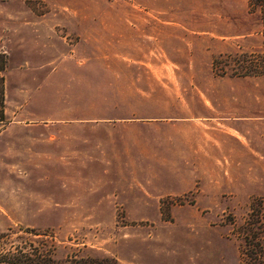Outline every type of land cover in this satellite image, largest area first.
Here are the masks:
<instances>
[{
  "label": "rangeland",
  "instance_id": "1",
  "mask_svg": "<svg viewBox=\"0 0 264 264\" xmlns=\"http://www.w3.org/2000/svg\"><path fill=\"white\" fill-rule=\"evenodd\" d=\"M7 13L0 254L250 264L264 245V0H7ZM39 31L45 53L23 41Z\"/></svg>",
  "mask_w": 264,
  "mask_h": 264
},
{
  "label": "trees",
  "instance_id": "2",
  "mask_svg": "<svg viewBox=\"0 0 264 264\" xmlns=\"http://www.w3.org/2000/svg\"><path fill=\"white\" fill-rule=\"evenodd\" d=\"M251 3L256 4V2H259V0H250ZM258 4V3H257ZM225 60H224V65H226L228 63L227 60H231L232 62L236 63L237 65L241 66L243 64V58L241 57H236L235 56H231V55H226L225 56ZM226 62V63H225ZM252 65H249L248 68H240L242 69V72L238 73V75L240 77L245 76L246 74H256L257 72V68H259V64L258 62H255L254 60H252L251 62ZM261 218V217H260ZM259 219V218H258ZM256 230H258L259 232L257 233L256 236H254V240H259L262 241L263 237L262 235H264V226L261 228H256ZM257 246V245H256ZM259 248L258 250H260V253H257V251L252 253H249L247 258L249 259V261L251 262L250 264H264L263 259H264V245L263 244H259L258 245ZM253 247L255 248V245H253ZM21 250V248L19 249V251ZM17 251L16 253H8L5 254L4 256L0 254V264L1 263H7V264H54L53 260L51 259V257L49 255L37 252L35 250H30V251H23L21 250L20 252ZM259 256L261 259H259ZM243 252L240 253V264H243ZM64 264H117L116 261L112 260V259H89V258H80V259H76L71 258L69 260H67L66 262H64Z\"/></svg>",
  "mask_w": 264,
  "mask_h": 264
},
{
  "label": "crops",
  "instance_id": "3",
  "mask_svg": "<svg viewBox=\"0 0 264 264\" xmlns=\"http://www.w3.org/2000/svg\"><path fill=\"white\" fill-rule=\"evenodd\" d=\"M15 15L11 14L10 17H14ZM8 13H7V0H0V55H5L6 52V45H7V25H8ZM12 22H14V20H11ZM36 33L38 35V33L40 34L41 32H35V33H30L31 36H27V37H23V41L27 42L28 40L30 41L31 44V50H35L38 51L39 53H45L47 52V48H44V50L41 49L42 44H44V42H42V40L40 39V36L37 37ZM19 36V35H17ZM26 45V44H25ZM25 48V47H24ZM39 53L34 55V58L39 59L40 55ZM32 55V54H31ZM33 56V55H32ZM31 60H29V57L27 55H24L23 60L25 61V63H29L30 65H32L35 61L32 60V58H30ZM255 97H258V94L255 93ZM257 110L256 106L251 107V112L254 113ZM257 116L252 114V115H248L243 117V120H246L245 123H242V121L239 123V125H247V126H257ZM3 134V132H0V136Z\"/></svg>",
  "mask_w": 264,
  "mask_h": 264
},
{
  "label": "built area",
  "instance_id": "4",
  "mask_svg": "<svg viewBox=\"0 0 264 264\" xmlns=\"http://www.w3.org/2000/svg\"><path fill=\"white\" fill-rule=\"evenodd\" d=\"M254 61H255V62H258V60H257V59H256V60H254ZM246 75H251V74H246ZM246 75H245V76H246Z\"/></svg>",
  "mask_w": 264,
  "mask_h": 264
}]
</instances>
